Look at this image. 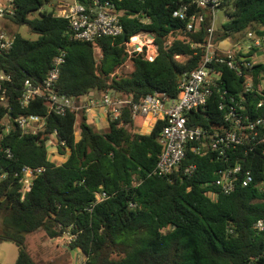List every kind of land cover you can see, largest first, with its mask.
Listing matches in <instances>:
<instances>
[{
    "label": "trees",
    "instance_id": "obj_1",
    "mask_svg": "<svg viewBox=\"0 0 264 264\" xmlns=\"http://www.w3.org/2000/svg\"><path fill=\"white\" fill-rule=\"evenodd\" d=\"M48 1L15 0L12 11L4 13L39 34L29 39L16 33L12 48L0 50V72L10 78L2 81L0 90V97L4 94L6 99L5 104L0 99V211L4 213L0 243L18 246L15 264H38L28 249L27 235L41 229L51 239L67 231L76 234L69 248L82 251L84 264H264V235L254 227L264 218V143L256 155L249 143L228 155V163L250 166L254 181L213 200L208 191L214 188L218 170L228 165L216 155L188 149L173 173H154L162 150L163 120L143 133L129 103L117 112L111 108L108 128L98 130L84 111L57 114L43 98L36 97L27 106L19 100L25 81L40 86L60 53L64 61L57 90L71 98L79 100L92 91L131 102L155 91L177 97L181 76L202 63L206 30L203 24L189 30L188 19L173 12L185 3L191 11L210 15L212 10L197 7L192 0H118L126 40L121 34L82 41L71 38L66 18L55 9L42 8ZM221 5L229 20L216 40H237L248 30L264 33V0H222ZM141 32L155 35L158 55L153 59L142 51L127 50L125 42ZM129 61L131 71H118ZM218 69L223 72L220 90L214 89L203 109L189 113L191 122L209 130L226 126L219 109L221 90L244 89L247 74L253 75L254 87L264 81V62L243 75L226 66ZM259 98L256 91L248 94L249 111ZM28 114L43 117L44 126L26 132L12 122L6 130L2 123ZM50 139L61 154H68L63 162L50 159ZM188 164L197 167L191 174L184 171ZM25 165L45 170L22 197ZM100 191L109 197L93 206Z\"/></svg>",
    "mask_w": 264,
    "mask_h": 264
},
{
    "label": "built area",
    "instance_id": "obj_2",
    "mask_svg": "<svg viewBox=\"0 0 264 264\" xmlns=\"http://www.w3.org/2000/svg\"><path fill=\"white\" fill-rule=\"evenodd\" d=\"M14 1H0V15L6 11L11 12ZM117 1H62L57 4L58 12L56 14L68 20L70 36L74 40L96 41L104 36L116 38L124 32L120 19L121 13L117 9ZM221 1L192 0V3L197 7H209L212 10L210 15L200 11H191L188 3L180 5L173 12L176 17L188 19L187 27L189 30L198 29L200 24H203L206 30L202 63L195 70L181 76L180 91L177 97L171 98L164 92L155 91L139 102L114 98L109 93L102 94L100 98L91 96V93L83 95L79 100L71 98L57 90L60 66L64 61V54L60 53L53 58L52 67L40 86L34 85L28 79L25 81V88L19 97L21 105L27 106L32 99L40 97L45 99L49 110L57 114H65L67 110L90 113L94 109L100 108L105 109L109 114L111 108L117 112L122 105L130 103L133 118L142 116L144 120L153 124V127L158 120L165 122L159 136L162 150L154 173L160 175L173 173L186 158L187 150L191 149L198 155L204 156L209 153L216 155L217 158L224 159L228 164L218 170L217 177L212 182L214 188L208 191L213 200H217L220 194H229L240 187L250 185L254 181L251 167L239 161L233 164L228 163V155L245 143H249V150L254 155L263 149L264 81L260 87H254L253 75L247 74L244 89L237 92H231L227 88L221 90L219 109L223 111L226 126L212 127L213 129L209 130L200 124L191 122L189 117L190 112L203 109L214 89L218 87L219 82H222L223 72L218 69L219 66H226L243 75L247 72L250 73L255 64L264 62V33L258 34L248 30L245 34L240 35L233 46H221L224 41H229V39L220 40V44L216 43L214 14L221 5ZM137 35L142 37L140 33ZM134 37L135 35L125 42L127 50L130 53L141 52L142 47L139 49L133 43ZM15 38L16 34L0 29V50H10ZM149 41L152 43V39ZM145 44L144 42L142 46ZM153 46L157 50L155 43ZM131 47L134 48L130 49ZM154 57L148 58L153 59ZM5 80H10L9 76L0 72V90L2 89V81ZM217 89L220 90V88ZM251 91H256L260 98L255 107L249 111L246 102ZM0 99L1 103L4 104L3 101L6 100L4 94ZM9 122L13 124L15 122L26 132H36L44 126V118L37 114L7 119L6 130L9 129ZM61 144H64V141ZM48 146L50 153L57 149L54 139L48 141ZM196 168L195 164H188L184 167V171L191 174ZM43 170L45 167L30 165H25L22 168L20 179L23 185L22 197L31 190L34 178ZM108 197L109 194L106 191L97 192L93 206ZM254 227L256 232L264 235V218L256 220ZM75 237L76 234L67 231L62 239L69 246Z\"/></svg>",
    "mask_w": 264,
    "mask_h": 264
},
{
    "label": "rangeland",
    "instance_id": "obj_3",
    "mask_svg": "<svg viewBox=\"0 0 264 264\" xmlns=\"http://www.w3.org/2000/svg\"><path fill=\"white\" fill-rule=\"evenodd\" d=\"M62 1H70V0H49L48 2H46L42 8L47 9V10H52L55 9V12H58V7L57 4L61 3ZM3 2V0H2ZM214 25H215V29H216V35H218L219 32L222 31L224 25L228 22L229 20V16L226 13V9L224 8H218L214 14ZM0 29H2L5 32L8 33H20L22 36L29 38V39H37L39 37V34L32 31L29 26L27 24H17L15 22H13L9 17H7L5 14L0 15ZM247 31L244 32V34ZM140 34H142L141 39L143 41L141 42H135L134 38H133V43L135 44H139L142 47V52H144V54L147 57H154L156 54V47L153 46V42H154V38L152 36L151 32H141ZM146 35V36H145ZM149 39H152V43H150ZM229 39V41L223 42L221 44V46L225 47V46H233V44L236 42V39H234L233 37H229L227 38ZM220 40H216L217 44L219 43ZM146 43L145 46H142L143 43ZM141 47L139 49H141ZM134 47H131L130 49H133ZM97 51H100L99 49H97ZM99 54V52H98ZM133 68L132 64L129 62H127V64H125L123 67H121L120 69H118V71L120 72H128L131 71ZM114 73V72H113ZM3 103L5 104V102L3 101ZM6 118L2 120V123L4 125H6ZM80 120V118L78 119ZM79 123V122H78ZM94 128L97 129V127L92 123L89 122ZM103 127H100L101 129L98 130H105L108 126V122H105L103 125ZM77 138H79V129H78V124H77ZM68 154H61L58 149H56L55 151H51L49 157L50 159H53V161L57 162V163H61L63 162ZM3 217H4V213L0 211V230L2 228V224H3ZM45 232L44 230H40ZM56 242H53L51 244V248H49L44 254H38L37 252V248H36V244L37 243H41V232L38 233H32L30 234V244L33 248V252H34V256L38 261V264H84L86 257H82L83 253L81 250H79L78 253L72 252L71 250L69 251L68 248L69 246H67V244L65 243V241L62 242L61 239L56 238L55 240ZM6 245H10L12 247H16V244L11 242V241H6L5 242ZM59 245V247L56 246ZM69 251V252H68ZM77 252V250H76ZM77 254V255H76ZM6 255L7 258L6 259H2L0 258V264H11V260L9 259V257L11 256L10 251H6ZM78 257H82V258H77Z\"/></svg>",
    "mask_w": 264,
    "mask_h": 264
},
{
    "label": "crops",
    "instance_id": "obj_4",
    "mask_svg": "<svg viewBox=\"0 0 264 264\" xmlns=\"http://www.w3.org/2000/svg\"><path fill=\"white\" fill-rule=\"evenodd\" d=\"M224 42H226V41H224ZM91 96H95L97 98H100L102 96V94H99V93H97L95 91H92L91 92ZM86 116L88 117V122H92L97 127V129H101L100 127H103L102 125L105 122H108V126H109V116H108V113L106 112L105 109H101V108L100 109H94L90 113H87L86 112ZM136 118H139L138 120L140 121V130H141V132H143V133H149L152 130L153 124H150L148 120H144V118L142 116H138ZM108 126H107V128H108ZM38 232H41V243H37L36 244V248H37L38 254L40 255V254H44L49 248H51L50 246H51V244L53 242H56L55 241L56 238L51 239V238H49L46 235L45 232L40 231V230H38L36 232H33V233H38ZM30 234H32V233H29L27 235V246H28V249H29L31 255L33 256V258L35 259V261L38 263L37 259L34 256L33 248H32V246L30 244ZM58 239H61L62 242L64 241L62 239V237L61 238H58ZM5 242L6 241L0 243V258L6 259L7 258L6 251L9 250L10 251V254H11V256L9 257V259L11 260V264H15L16 259H17V256H18L19 248H18L17 245H16V247H12L10 245H6ZM56 246L59 247V245H57V244H56ZM66 249H68L69 251L71 250L72 252H75V253H78L79 250H80L79 248L70 249L69 247L66 248ZM76 250H77V252H76ZM82 257L84 258L85 255L83 254ZM82 257H78L77 256L78 259L79 258H82Z\"/></svg>",
    "mask_w": 264,
    "mask_h": 264
},
{
    "label": "water",
    "instance_id": "obj_5",
    "mask_svg": "<svg viewBox=\"0 0 264 264\" xmlns=\"http://www.w3.org/2000/svg\"><path fill=\"white\" fill-rule=\"evenodd\" d=\"M219 8H223V5H220ZM123 36H124V39L126 40V33L125 32H123ZM152 36L155 37L153 32H152ZM157 55H158V50H157L155 56H157ZM112 93L115 94V90H113ZM14 125H15V122H14Z\"/></svg>",
    "mask_w": 264,
    "mask_h": 264
},
{
    "label": "bare ground",
    "instance_id": "obj_6",
    "mask_svg": "<svg viewBox=\"0 0 264 264\" xmlns=\"http://www.w3.org/2000/svg\"><path fill=\"white\" fill-rule=\"evenodd\" d=\"M146 36V35H145ZM134 41L135 42H141V41H143L138 35H135V37H134ZM137 45V47H141V45H139V44H136Z\"/></svg>",
    "mask_w": 264,
    "mask_h": 264
}]
</instances>
